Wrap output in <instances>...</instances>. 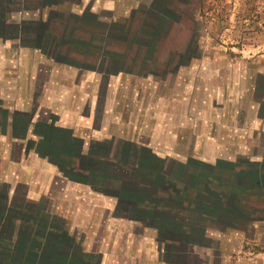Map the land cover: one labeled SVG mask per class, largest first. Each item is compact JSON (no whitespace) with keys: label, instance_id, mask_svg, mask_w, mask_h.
Instances as JSON below:
<instances>
[{"label":"crops","instance_id":"0c3cea01","mask_svg":"<svg viewBox=\"0 0 264 264\" xmlns=\"http://www.w3.org/2000/svg\"><path fill=\"white\" fill-rule=\"evenodd\" d=\"M195 2L0 0V264H221L264 230V117L200 80L247 61L151 54ZM219 3L264 34V0Z\"/></svg>","mask_w":264,"mask_h":264},{"label":"rangeland","instance_id":"374dc122","mask_svg":"<svg viewBox=\"0 0 264 264\" xmlns=\"http://www.w3.org/2000/svg\"><path fill=\"white\" fill-rule=\"evenodd\" d=\"M207 1L208 0H205L204 3L200 4V9L196 2L184 6L181 9L182 11H179L181 19H178L180 20L178 26L181 28L179 27L176 30L174 28L177 25L172 24L167 31L168 33L165 36L161 35V37H159V40L162 42L153 41L151 43L152 49L155 47L153 51H151V54L154 58L159 60L160 63L164 61L163 59L167 60L171 58L173 54H178L177 57L173 56L174 59H180L181 56L182 61H186L191 57L200 61H218L220 64L226 60L247 61V64L243 67H220L217 69L200 68L202 76L200 80L201 83L206 86H212L213 88L217 87V89L223 88L225 91H230L234 87L241 88L240 92L243 91V103L245 107H248V105L250 107H258L260 111L259 115L263 118L264 102H261V100L264 101V44L259 47V49L256 45L260 46L264 43V34H257L256 31L250 30V32L248 31V36H243L241 33L244 31L240 32L238 30L241 26L240 24H242L238 19V11L235 12L236 14L232 16L233 19L231 20L230 12L227 9L230 5L220 4L219 0L217 1L218 3L212 5V2L207 3ZM151 6L146 7L145 12H148L149 16L157 15L159 12H154L155 9L154 7L151 8ZM140 9L143 10L144 8ZM156 11L158 10L156 9ZM190 15H194L192 22L189 21ZM214 15L221 18V22L217 27V33H215L214 22L210 24V20L213 19ZM170 17L172 16L170 15ZM227 24L232 26L236 25L240 34L235 35L231 32L225 36L223 33H220L219 29L224 28ZM188 41L192 43V46L189 50H184ZM197 43L198 49L195 47ZM241 44H250L253 45L254 48L242 52L243 46H241ZM246 78L248 86L246 90H243ZM213 93L214 91H210V94ZM226 95H228V92ZM239 106V102H237L234 107L238 108ZM238 121L239 119H237L236 122ZM259 217L260 216L256 219L258 220ZM233 234L236 233H231V235ZM244 235L248 237V241H244L243 243L234 242V244H228L226 246L222 244L218 245L221 251L227 250L226 252L230 253L229 258L220 260L221 264H259L256 259L253 261L246 260L252 258V256L249 255L250 253L264 251L263 228L258 226V228L255 229H246ZM1 246L3 247L4 245ZM211 246L214 247L215 245L212 244ZM204 250L205 249L200 248L197 251L201 252ZM243 257H247L246 260H243ZM239 258L242 260H239ZM189 262L191 264H199V260H190ZM209 262L210 264H218V260L215 259Z\"/></svg>","mask_w":264,"mask_h":264},{"label":"trees","instance_id":"16d2710c","mask_svg":"<svg viewBox=\"0 0 264 264\" xmlns=\"http://www.w3.org/2000/svg\"><path fill=\"white\" fill-rule=\"evenodd\" d=\"M249 210H250V212H244V211H243V212H242L243 215L246 216V217H248V218H253V220H257L256 218H257L258 216L262 217V214H263V213H261V212H259V211H257V210H254L253 208H249ZM260 217H259V218H260ZM6 234H7V232L5 231L4 235H6ZM0 235H1V233H0ZM28 246H29V244H26V245H25V249H26V251L29 249ZM88 264H95V261H93L92 259H90V261L88 262Z\"/></svg>","mask_w":264,"mask_h":264}]
</instances>
